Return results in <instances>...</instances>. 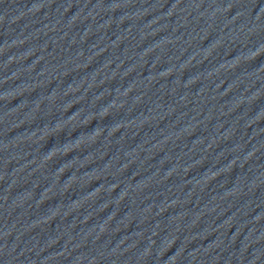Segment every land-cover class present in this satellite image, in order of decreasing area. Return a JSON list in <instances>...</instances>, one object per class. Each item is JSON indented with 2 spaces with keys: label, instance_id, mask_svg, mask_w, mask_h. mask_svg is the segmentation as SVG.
<instances>
[{
  "label": "water",
  "instance_id": "95a60500",
  "mask_svg": "<svg viewBox=\"0 0 264 264\" xmlns=\"http://www.w3.org/2000/svg\"><path fill=\"white\" fill-rule=\"evenodd\" d=\"M261 15H264V0H232Z\"/></svg>",
  "mask_w": 264,
  "mask_h": 264
}]
</instances>
